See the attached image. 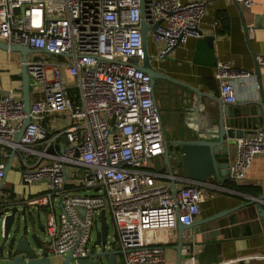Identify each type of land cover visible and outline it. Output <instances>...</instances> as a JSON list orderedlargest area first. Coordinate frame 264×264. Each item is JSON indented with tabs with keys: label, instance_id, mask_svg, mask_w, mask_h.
Wrapping results in <instances>:
<instances>
[{
	"label": "built area",
	"instance_id": "1",
	"mask_svg": "<svg viewBox=\"0 0 264 264\" xmlns=\"http://www.w3.org/2000/svg\"><path fill=\"white\" fill-rule=\"evenodd\" d=\"M233 1L247 8L254 4ZM205 6L204 0H0L1 40L46 49L59 58L47 62L36 56L42 53H31L33 59L28 55L30 92L40 95L30 100L28 114L21 89L4 87L0 74L1 245L9 239L5 217L17 206L25 218L44 217L36 258L62 260L70 254L71 264L79 259L105 264L101 258L108 264L105 255H90L119 250L117 264H165V243L158 233H172L177 223L191 224L206 194L201 183L188 180L178 186L182 180L174 171L153 165L164 152L165 136L154 86L136 67L144 54L140 23L157 24L147 39L151 35L160 44V59L200 36ZM255 58L264 66V54ZM249 75L217 61L220 98L235 103L237 88L245 86ZM27 117L17 143L16 132ZM12 148L17 161L12 168L25 186L38 190L25 195L3 191ZM235 149L229 179L243 184L253 159L264 154V129L237 138ZM102 212L106 227V212L113 227L111 241L106 233L103 245L97 243ZM16 255L10 242L9 250L0 252V263Z\"/></svg>",
	"mask_w": 264,
	"mask_h": 264
},
{
	"label": "water",
	"instance_id": "2",
	"mask_svg": "<svg viewBox=\"0 0 264 264\" xmlns=\"http://www.w3.org/2000/svg\"><path fill=\"white\" fill-rule=\"evenodd\" d=\"M143 17V10H141ZM157 25V24H156ZM149 27L142 20L140 31L143 46V59L141 65H136L140 70L150 77L153 86L160 80L169 81L186 87L195 94V101L190 102L186 108L184 117L189 121V126L185 125L186 134H177L173 138L164 137V152L162 157L165 161V168L173 172L174 167L181 170L184 179L195 181L201 184L216 183L229 178L230 164L235 158V140L243 135L251 134L264 125V95L259 92L257 97H249L245 100L226 103L219 97L210 96L209 94L196 89L186 82L173 78L157 70L152 58L148 53L147 32L155 31V27ZM199 35L202 32L199 30ZM213 35H206L199 39L201 47H198L200 54L205 55L204 59H194L195 62L216 65V58L213 52ZM0 50L14 52L19 55L21 94L24 104V111L29 113L30 94V76L27 71L26 61L31 53H49L46 49H33L26 45L7 42L0 39ZM169 54L162 58L167 59ZM133 62L136 64L137 60ZM200 97H206L216 101L217 106L212 107L201 105ZM29 123L27 117L19 130L16 132L15 142H19L25 126ZM209 126L210 128H208ZM264 129V128H263ZM65 142V138L61 139ZM15 153L12 148L8 156L4 172L12 168L11 161ZM65 178V177H64ZM5 177L2 180V184ZM172 192L177 190L175 181H171ZM5 188V187H3ZM24 213L19 211L17 206L10 208V213L5 217L4 234L9 235V230L14 220L24 219ZM100 231L97 233V243L102 245L105 242L107 227L105 225L104 213H101ZM198 228V237L194 242L184 243L182 240L185 230ZM41 229V228H40ZM239 229L240 234L232 233L231 230ZM175 236L176 263L177 264H214L219 259L220 243H214L217 236L221 235L223 240L231 237L262 235L264 237V191L260 194L251 196L245 201L233 207L218 211L210 216L195 219L191 224L185 225L177 223L172 230ZM32 241V245L30 243ZM11 246L17 253L11 261L0 264H54L47 257L36 258L34 247L40 246V241L36 232L27 234L25 230L19 233L14 231L10 238ZM202 246V251L194 252V246ZM184 247H187L186 253L183 254ZM215 256L203 258L202 252L208 248H215ZM119 250H102L99 253L91 254L90 257L96 258L98 255H105L108 264H117V254ZM26 256V257H25ZM78 264H98L96 261L91 262L89 259H79ZM184 262V263H183ZM58 264H71V255L68 254Z\"/></svg>",
	"mask_w": 264,
	"mask_h": 264
},
{
	"label": "crops",
	"instance_id": "3",
	"mask_svg": "<svg viewBox=\"0 0 264 264\" xmlns=\"http://www.w3.org/2000/svg\"><path fill=\"white\" fill-rule=\"evenodd\" d=\"M181 1L186 2L188 0ZM204 1L206 3L205 12L199 25L202 35L189 38L176 45L169 53V58H156L160 44L155 43L151 39V35L148 36V53L152 58L154 67L160 72L186 82L210 96L220 98L218 82L214 77L215 65L194 61V59L206 57L201 55V51L198 50V47H201L199 39L206 35H213V52L216 61L225 60L236 68L250 71L245 86L237 88V102L250 96L257 97L259 92L264 95V66L258 65L255 58L258 54H264V0H254V4L248 8L235 3L233 0ZM0 74L4 87L21 89V81L17 77L20 75L19 58L3 50H0ZM160 90L162 93L157 103L165 138H173L181 132L183 134L189 133L185 125L189 126L190 124H188L189 121L184 117V114H186V106L195 101V94L186 87L165 80H160ZM30 94L31 99L40 96L33 92ZM200 98L201 105L217 106L216 101L212 99ZM49 123V119H45V124L48 125ZM261 128L263 129L264 125L258 129ZM15 162L17 163V161ZM15 162L13 159L11 164L14 166ZM164 162L161 156L153 161V165L156 169L163 170ZM173 170L182 180L178 182V186L188 183L186 182L188 180L181 175L179 168L174 167ZM244 184L259 186L261 191H264V154L257 155L253 159ZM3 187H5L4 192H12V195H25L29 190H38L37 185L25 186L16 168H11L7 172ZM200 188L205 192L206 197L200 203L199 213L195 219L207 217L233 207L253 196L234 191L225 186L222 181L204 183L200 185ZM31 218L34 222V218ZM198 230L197 227L185 230L182 237L183 242H194L199 239ZM231 232L241 233L239 229L231 230ZM221 237L218 235L217 240L212 243H220L221 245L219 259L214 264H264V237L262 235L231 237L227 240H223ZM158 239L165 243L163 244L165 264H177L174 248L176 242L172 233L163 232V237ZM203 247L205 245H196L193 247V251L198 253L202 251ZM186 249L187 247H184L183 254L186 253ZM215 252L216 247L208 248L202 252L203 258H211L212 254L214 257ZM196 264L198 263L196 262Z\"/></svg>",
	"mask_w": 264,
	"mask_h": 264
},
{
	"label": "rangeland",
	"instance_id": "4",
	"mask_svg": "<svg viewBox=\"0 0 264 264\" xmlns=\"http://www.w3.org/2000/svg\"><path fill=\"white\" fill-rule=\"evenodd\" d=\"M10 55L15 56L16 58H19V55L14 53V52H9ZM39 56L41 58H43L44 60H46L47 62H56L59 60V58L57 56H53V55H49L47 53H42L40 55H36ZM31 59H33L34 55L31 54L29 56ZM69 81L71 80V78H67ZM161 90H160V81L157 82V84L154 86V94L156 97V100H158L161 97ZM39 221V222H38ZM39 224V225H38ZM44 224V217L40 216L39 219L35 218L34 222H32V218L30 215L26 214V218L25 219H20V220H14L10 230H9V239L11 238V235L14 233V231H18L19 233L23 232L24 227H28L31 230H33L34 232L38 233V235L43 238V233L42 231H40V227L43 226ZM106 224H107V234H108V241H111V237L113 236V227L111 225L110 222V218H109V214L108 212H106ZM9 239H7V242L4 245L2 244V238L0 237V252H6L7 250H9L10 247V242ZM31 245H32V241H30ZM103 260V262L106 264V260L104 258H101ZM50 260L52 263L57 264L60 262L61 257L59 256H50ZM75 264V263H74Z\"/></svg>",
	"mask_w": 264,
	"mask_h": 264
},
{
	"label": "trees",
	"instance_id": "5",
	"mask_svg": "<svg viewBox=\"0 0 264 264\" xmlns=\"http://www.w3.org/2000/svg\"><path fill=\"white\" fill-rule=\"evenodd\" d=\"M18 79L20 78V75L17 76ZM16 77V78H17ZM222 183L229 187L230 189L237 191V192H241V193H246V194H251L253 196L260 194L261 188L259 186H254V185H247V184H239L236 183L235 181L231 180V179H226L223 180Z\"/></svg>",
	"mask_w": 264,
	"mask_h": 264
},
{
	"label": "bare ground",
	"instance_id": "6",
	"mask_svg": "<svg viewBox=\"0 0 264 264\" xmlns=\"http://www.w3.org/2000/svg\"><path fill=\"white\" fill-rule=\"evenodd\" d=\"M157 237H158V238L163 237V231L159 232V234H158Z\"/></svg>",
	"mask_w": 264,
	"mask_h": 264
}]
</instances>
